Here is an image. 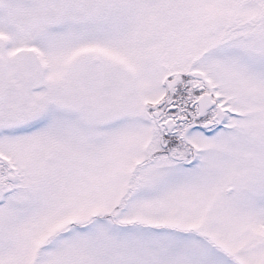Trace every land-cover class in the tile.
<instances>
[{"label":"snow or ice","instance_id":"1","mask_svg":"<svg viewBox=\"0 0 264 264\" xmlns=\"http://www.w3.org/2000/svg\"><path fill=\"white\" fill-rule=\"evenodd\" d=\"M0 264H264V0H0Z\"/></svg>","mask_w":264,"mask_h":264}]
</instances>
